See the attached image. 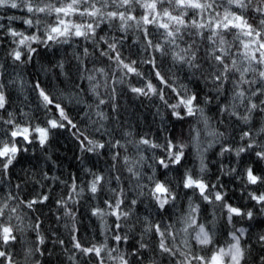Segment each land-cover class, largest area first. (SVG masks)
I'll return each instance as SVG.
<instances>
[{"label": "snow or ice", "instance_id": "obj_1", "mask_svg": "<svg viewBox=\"0 0 264 264\" xmlns=\"http://www.w3.org/2000/svg\"><path fill=\"white\" fill-rule=\"evenodd\" d=\"M0 8L21 9L27 14L8 17L10 21L22 19L31 30L26 34L7 29L16 45L8 53L14 63L23 66L33 62L40 46L47 50L67 45L73 48L71 55L76 64L72 67L76 75L88 84L85 89L73 80L77 91L65 96L51 82L44 84L37 80L32 90L37 92V111L43 109L42 119L31 112H22V119H17L15 112L9 110L13 103L11 94L5 91L8 84L16 81L0 82V264H41L35 259L37 254L52 255L41 247L46 244V237L40 216L26 224L28 213L20 212L24 206L32 213L43 214L42 206L50 201L53 192L44 181H59L70 189L66 197L61 195L55 200L64 208V217L73 222L70 229L68 223L64 225L70 232L67 241L70 247L59 237L52 241L61 246L69 264H264V229L253 232L251 225L236 227L241 221H255L257 211L264 217V168L250 166L264 162V0H0ZM4 27L0 24V29ZM66 62L60 59L53 66L67 79ZM87 63L92 67L88 68ZM3 68L0 63V70ZM185 69L186 78H194L195 83L208 88L203 97L200 90L180 82L176 72ZM117 85L126 86L133 99L159 101L178 121L193 117L197 125L203 124V129H189L199 157L198 172L181 164L188 147L186 142L165 136L161 144L147 133H136L139 138L132 139L133 131L125 130L116 115L119 112L116 100L124 90ZM85 95L91 103L84 99ZM213 101L219 124H225L224 118L229 121L234 118L239 143L235 129L227 132L210 127L213 117L206 115L205 109ZM68 104L83 106L79 111L89 127H79L69 114ZM109 122L114 127H109ZM54 130L69 131L79 141L82 154L99 156L104 150L113 161L109 172L117 174L105 175L85 166L82 170L91 179L85 184L78 175H70L69 184L47 172L36 179L35 173L28 176L26 170L24 177H17L23 183L15 184V191L5 195L2 186L8 184L11 189L10 178L20 162L19 156L37 144L45 148ZM117 130L121 139H114ZM202 132L206 133L204 141ZM94 134L108 138L98 140ZM128 144L136 148V159L127 154L121 156L118 151L123 149L127 153ZM216 144L221 146L219 156L234 154L241 166L237 176L245 182L246 198L254 202L251 207L229 203L226 194L219 190L223 187L220 181L211 184L206 179L209 169L205 153ZM145 149H160L163 153L161 156L153 153L151 157L153 164L148 167L153 169V175L147 179L152 186L147 195L165 212L166 206L178 199L168 174L175 165L184 167L177 187L189 190L184 193L188 210L174 222H154L147 217L142 220L136 215L134 206L142 203L139 197L148 187L141 182ZM245 156L249 163H245ZM118 163L130 174L127 189L118 174ZM159 169L163 170L164 180L155 176ZM236 172V168L225 172L221 166L222 175ZM29 182L32 187L25 191ZM249 186H254L251 191ZM45 188L47 194L41 191ZM129 191H136V197L129 200ZM85 192L92 200L104 196L101 203L91 208V215L103 226V240L76 234L75 212L70 204L79 203L78 198H83ZM204 204L212 206V219L207 222H202L206 219ZM217 210L232 226L221 234L229 237L222 245L216 232ZM108 218H112L111 223ZM137 224L142 225L139 236L135 233ZM26 231L36 233L31 244L24 238ZM52 235L55 236L54 231ZM109 241L115 246H110ZM16 245H20V252L13 251ZM254 251L259 252L256 257ZM21 254L23 261L17 259Z\"/></svg>", "mask_w": 264, "mask_h": 264}, {"label": "trees", "instance_id": "obj_2", "mask_svg": "<svg viewBox=\"0 0 264 264\" xmlns=\"http://www.w3.org/2000/svg\"><path fill=\"white\" fill-rule=\"evenodd\" d=\"M26 12L21 9H8V8H0V24H4L5 27L0 29V63L4 64V68L2 71V75H0V82L8 84L10 80H15V84H8V87L5 89L6 93H10L12 97V105L9 108L10 111H14L17 119H22V112H31L32 115L37 116L42 119L43 117V109H39L37 111V105L39 103L37 99V92L33 91V85L37 82V80L42 81L44 84H49L51 82L52 85L56 86V90L62 91L65 96L69 94V92H75L77 89L72 83L75 80L76 83L81 84L85 89L88 84L86 80H79L78 76L75 73V69L72 67L76 64V61L72 59V51L73 48L67 45L65 46H55L53 49L45 50L43 46H40L38 51L39 55L35 57V60L26 65L20 66L19 62L14 63L11 56L8 53L12 48L16 47L15 44L12 43L13 38L7 35V29L11 27L14 30L21 32H30L27 26L23 23L22 19L17 20H9V16L16 17H26ZM59 50H56V49ZM82 50V46H81ZM127 55V51H125ZM65 59L67 62L65 64V70L69 73L67 79L65 76L59 74V69L55 68L53 65L57 60ZM105 61V65H106ZM88 68L92 67L91 63H87ZM102 66V65H98ZM47 69V71H45ZM176 75L179 77L180 82L187 84L189 88L194 90H200L201 97L208 92V88H206L203 83L197 84L195 83L194 78H186L188 77L187 70L179 71L177 70ZM118 89L123 88L117 97L116 103L119 106V112L116 113L118 118L122 121V126L125 130L131 129L134 133L133 137L136 136L135 139L139 137L135 135L136 133L144 134L147 133L149 138L157 143H164L165 136H168L170 139H175L178 141H184L188 144V147L185 149V157L182 159L181 164L184 167L189 168V165H194L193 156L190 158L189 152L193 151L191 145V134L190 127H201L203 124H196L195 118L187 117L184 121H178L175 117L169 115V110L164 108L163 105L159 103V101L149 102L145 98L139 99V101H135L131 93L126 91V86L117 85ZM103 88H101V92H103ZM85 100H88L91 103V100L88 99V95L84 96ZM223 101L224 98L222 97ZM67 104V100L64 101ZM174 102V101H173ZM137 104H140L143 108L140 110L137 107ZM150 106V110H145L144 106ZM151 106L154 108L152 109ZM81 106H73L68 104L69 114L74 118L75 122L78 123L79 127L86 128L89 127L86 119L84 118L83 112L79 111ZM159 107L160 114H157V108ZM111 115V109H106ZM206 115L213 117L210 122V127L218 128L220 131L232 132L235 129L236 133V142L239 143L238 133L239 129L235 127L232 121H229L227 118L225 119V124H219L218 121L220 119L219 116L216 115V102L213 101L209 104L205 109ZM142 119V121L138 119ZM148 120V122H147ZM123 121H127L126 124H123ZM34 122H39L34 121ZM143 122L146 125L147 131H142V128H139V123ZM142 123V124H143ZM225 125H230L228 128ZM109 127H114L113 124L109 122ZM167 129V131H165ZM54 135L50 137L49 144L45 146V148L39 147V145H34L30 148V150L26 153H22L19 156V163L15 165V170L13 175L11 176V189L8 184L3 185L4 194L6 195L10 190L15 191V184L23 183L21 179H17V177H24L25 172L27 170V175L32 176L33 173L36 174L35 178L40 179L43 172H47L50 176H58L60 180L68 181L69 184L72 181L69 179L71 176H79L80 181H83L85 184L91 179L86 172L82 169L87 166L92 170L103 173L105 175H115L117 173H110L109 169L113 161L111 160V156L109 154H105L104 150H101V154L99 156L86 153L82 154L79 148V141L71 135L69 131L66 130H54ZM95 139H107L108 137H101L99 134H94ZM114 139H121V133L117 130L114 133ZM206 139V133L202 132L201 140L204 141ZM229 140H232V137H229ZM124 143V140H121ZM27 147V145H24ZM129 146V145H128ZM206 146V144H205ZM220 144H216L215 147L211 148L205 153V163L208 166L209 171L206 173V179L209 177L210 179H214L211 184H216L219 180L223 185L221 190L226 194V198L228 202L233 205H245L247 204L251 207V201H248L246 198V192L244 190V180L237 176V173L241 171V166L238 165L237 160L234 154L229 155L225 154L223 157L219 156L220 152ZM133 146L132 149L127 148V153L124 152L123 149H118L120 151L121 156L127 154L133 159L137 158L136 149ZM155 153L157 156L163 155L160 149L148 150L145 149L143 155L146 157L148 161L147 165L152 164V155ZM190 158V159H188ZM187 162H185V160ZM83 160V163H82ZM191 160V162H190ZM245 163H249V158L247 156L244 157ZM251 160H255V157H252ZM190 162V163H189ZM223 165L224 171L227 172L232 168H236V173L221 174V166ZM250 166L254 168H264V162L251 164ZM184 167L180 165H175L174 170L169 172L167 179L172 181L171 185L177 186L179 181V174H182L184 171ZM118 168L120 172L118 174L122 177V184L127 189L130 187L129 185V173L124 168L122 163H118ZM179 169V172L176 171ZM195 169L196 171L198 169ZM145 170L143 165V178L141 182L144 185H147L144 189L145 194L139 199L142 203H138L136 206V215L143 218L147 217L148 219L154 222L164 221L167 223L174 222L176 217L180 214L179 209L175 206V202L178 200L181 201L183 193L186 189L179 187L180 189H176L175 193L178 194V199L173 203L167 205V211H163L159 209L158 205H156L155 201L147 195L148 189L151 188V183L148 181L147 176L151 175L152 172ZM163 170L159 169L155 172V176L159 180H164L165 177L161 175ZM151 172V173H150ZM146 175V176H145ZM153 175V174H152ZM208 175V176H207ZM6 179H9L6 177ZM78 181V182H80ZM135 178L132 179V184H135ZM45 184H50L53 189V192L50 194V201L46 202V206H42L43 214L37 212L32 213L26 207L21 206L20 212L23 215L24 213H28V216L25 217L24 222L27 224L30 222V219H34L36 216H40V222L42 223V231L46 237V244L41 246L42 248L46 247L48 252L52 253L51 256H48L47 253L45 256H37L35 259H38L41 264H69L66 260V257L62 251L61 246L54 245L52 241L59 237L60 239H64L67 241L70 237V232L65 228V223H68L69 229L72 227V221H70L67 217H64V208L60 207L55 203V200L59 198V196L64 195L67 196V193L70 191L68 187H65L59 181H44ZM115 187V181L112 184ZM32 187V183L29 182L27 186H25V191H28ZM39 187V186H37ZM254 186H249L248 191H251ZM178 188V187H177ZM42 192L47 194V189H41ZM181 195V196H180ZM129 200L136 197V191H129L128 193ZM180 197V198H179ZM31 198V197H29ZM103 195L98 196L96 200H92L90 198V194L85 192L83 194V198H78L79 203L70 204V208L75 212V228L77 229V235L83 237L85 239L97 238L103 240V227L97 217L91 215L92 206L101 203ZM196 203H200L198 198H194ZM202 208L205 210L206 219L203 222H207L211 220L212 217V206L210 205H202ZM179 212V213H178ZM220 216V217H219ZM57 217L60 219L57 220ZM171 217V219H169ZM219 217V218H218ZM112 218H108L109 223ZM171 221V222H170ZM216 232L217 236L221 239V245L223 243L221 234L226 230L231 229V225L227 223L226 217L221 216L219 210H217L216 217ZM251 225V231L258 232L264 229V217L260 216L257 211V218L255 221H241L236 224L237 228L240 227H248ZM211 226V225H210ZM142 230V225L137 224L135 228L136 236H139L140 231ZM53 231L55 232V236L52 235ZM20 235V234H17ZM25 240L31 244V242L36 240V233L31 231H26L24 233ZM247 237H245L246 239ZM110 246H115L109 241ZM258 247V246H257ZM127 249V245H125V250ZM15 252H20V245H16L13 249ZM259 254L258 251L253 252V257H256ZM18 260L23 261V255L17 256ZM146 264V262H145Z\"/></svg>", "mask_w": 264, "mask_h": 264}, {"label": "rangeland", "instance_id": "obj_3", "mask_svg": "<svg viewBox=\"0 0 264 264\" xmlns=\"http://www.w3.org/2000/svg\"><path fill=\"white\" fill-rule=\"evenodd\" d=\"M133 99V98H132ZM135 101H139V100H137V99H134ZM137 107L140 109V110H142L143 108L141 107V105L140 104H137ZM145 108V110H150L149 108H150V106L149 105H147V106H144ZM151 108L152 109H154L152 106H151ZM142 111H144V110H142ZM138 120H140V121H142V119H138ZM147 122H148V120H147ZM137 123H139V128H142V131L144 132V131H146V132H148L147 131V128H146V125H144V123L143 122H137ZM143 123V124H142ZM201 125H202V123H201ZM203 127L204 126H201V127H199V128H201V129H203ZM136 138V136L134 137V138H132V139H135ZM129 145V146H128ZM127 145V148H130V149H132L133 148V145L132 144H128ZM190 147H192V149H193V151H191V152H189V156H190V158L193 156V158H194V164H195V167H196V169H198L197 171L195 170V169H192V168H195L194 167V165H189V167L193 170V172L195 173V172H198L199 171V157H198V155H197V153H196V146L194 145V143L191 141V145H190ZM134 149H136V148H134ZM145 152V151H144ZM190 158H188V159H190ZM188 159H186L185 160V162H187V160ZM190 162H191V160H190ZM189 162V163H190ZM148 161L145 159V161H144V167H145V170H147V171H151V168H149L148 167ZM152 164H153V161H152ZM152 172H153V170H152ZM151 173V172H150ZM153 173H151V175H152ZM146 176V175H145ZM150 176V175H149ZM208 176V175H207ZM207 180L211 183V182H213L214 181V179H210L209 177L207 178ZM171 187H172V189H173V191L175 192V191H177L178 189H180L179 187L177 188V186H175V185H171ZM177 189V190H176ZM187 191H189V190H185L184 191V193L185 192H187ZM184 193H183V196H182V199H181V201L180 200H178V202H175L174 204H175V206H176V209H177V207L180 209L181 208V210H179V212H180V214L178 215V216H181L182 214H184V213H186L187 212V210H188V200H187V198H185V196H184ZM181 196V195H180ZM180 198V197H179ZM194 199V198H193ZM178 212V213H179ZM210 217H212V214L210 215ZM220 217V216H219ZM218 217V218H219ZM171 222V221H170ZM203 222V221H202ZM111 223V222H110ZM210 226V225H209ZM103 227V226H102Z\"/></svg>", "mask_w": 264, "mask_h": 264}, {"label": "bare ground", "instance_id": "obj_4", "mask_svg": "<svg viewBox=\"0 0 264 264\" xmlns=\"http://www.w3.org/2000/svg\"><path fill=\"white\" fill-rule=\"evenodd\" d=\"M229 230H226L224 233H227ZM229 237H227L226 235H224L223 237H222V241L224 240V239H228ZM223 244V243H222Z\"/></svg>", "mask_w": 264, "mask_h": 264}]
</instances>
